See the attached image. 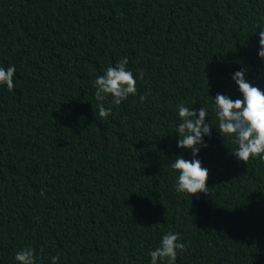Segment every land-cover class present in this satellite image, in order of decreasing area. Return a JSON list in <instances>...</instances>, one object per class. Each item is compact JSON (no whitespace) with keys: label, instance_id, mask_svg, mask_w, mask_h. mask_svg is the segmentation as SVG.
Segmentation results:
<instances>
[{"label":"trees","instance_id":"16d2710c","mask_svg":"<svg viewBox=\"0 0 264 264\" xmlns=\"http://www.w3.org/2000/svg\"><path fill=\"white\" fill-rule=\"evenodd\" d=\"M260 28L264 0H0V67L16 69L0 85V264L27 247L37 264H151L169 231L187 245L175 264H264V161L232 154L212 108L243 98L241 69L264 91ZM123 58L137 95L103 119L93 81ZM180 104L208 110L207 194L175 191L171 163L193 158Z\"/></svg>","mask_w":264,"mask_h":264},{"label":"clouds","instance_id":"9594fccd","mask_svg":"<svg viewBox=\"0 0 264 264\" xmlns=\"http://www.w3.org/2000/svg\"><path fill=\"white\" fill-rule=\"evenodd\" d=\"M258 43V57L264 60V29L259 32ZM127 64V58H123L115 66L107 67L104 73L93 81L96 107L103 119L111 115L112 106H118L129 96L137 95L136 78L133 72L127 69ZM15 71L14 65L6 69L0 67V85H6L10 92L15 87L13 79ZM140 78H143L142 72ZM231 78L243 98L233 100L219 93L213 98L212 108L218 121L216 129L221 136L231 138L237 145L232 154L239 161L246 164L250 158L256 157L264 161V91L246 79L244 69L236 71ZM146 98L147 96L139 97L141 102ZM106 101L109 102L107 107ZM177 111L181 121L176 129L179 137L177 147L190 149L193 158L185 160L177 156L171 163V168L178 172L175 191L187 193L189 196L197 193L207 194L209 170L202 167L201 161L196 157L201 147H207L203 137L211 134L212 124L205 123L208 110L206 107H200L197 111L180 104ZM40 195L44 196L45 193L41 191ZM179 241V233L171 231L165 233L159 246L149 253L151 264H158V261L175 264L178 250L180 252L187 250V245ZM14 258L18 264H37L35 250L31 247L17 251ZM58 259V256L51 257V264H57Z\"/></svg>","mask_w":264,"mask_h":264}]
</instances>
